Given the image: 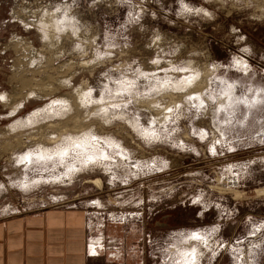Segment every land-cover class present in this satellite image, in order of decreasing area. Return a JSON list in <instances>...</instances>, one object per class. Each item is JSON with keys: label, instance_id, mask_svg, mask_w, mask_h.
I'll list each match as a JSON object with an SVG mask.
<instances>
[{"label": "rangeland", "instance_id": "1", "mask_svg": "<svg viewBox=\"0 0 264 264\" xmlns=\"http://www.w3.org/2000/svg\"><path fill=\"white\" fill-rule=\"evenodd\" d=\"M0 97V220L75 206L146 264H264V0H0Z\"/></svg>", "mask_w": 264, "mask_h": 264}, {"label": "crops", "instance_id": "2", "mask_svg": "<svg viewBox=\"0 0 264 264\" xmlns=\"http://www.w3.org/2000/svg\"><path fill=\"white\" fill-rule=\"evenodd\" d=\"M139 246L123 225L75 206L0 220V264H146Z\"/></svg>", "mask_w": 264, "mask_h": 264}, {"label": "snow or ice", "instance_id": "3", "mask_svg": "<svg viewBox=\"0 0 264 264\" xmlns=\"http://www.w3.org/2000/svg\"><path fill=\"white\" fill-rule=\"evenodd\" d=\"M231 87V86H230ZM0 99H2V97H0ZM171 108H169L168 109V111L169 112H171ZM77 147H79V145H77ZM67 154V149H64L63 151H61L60 153H59V155H61V156H63V155H66ZM24 160H28L29 159V157L28 156H25L24 158H23ZM194 236H195V234H193ZM192 258H193V260L195 259V253L193 252V254H192Z\"/></svg>", "mask_w": 264, "mask_h": 264}]
</instances>
